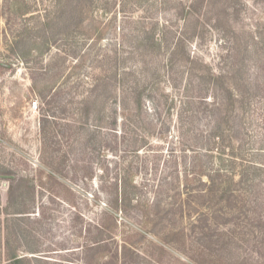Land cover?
I'll return each instance as SVG.
<instances>
[{
	"label": "rangeland",
	"instance_id": "1",
	"mask_svg": "<svg viewBox=\"0 0 264 264\" xmlns=\"http://www.w3.org/2000/svg\"><path fill=\"white\" fill-rule=\"evenodd\" d=\"M64 6L0 0L2 264L8 236L31 264H89L101 225L100 264L126 246L138 264H264V172L243 179L264 168V0Z\"/></svg>",
	"mask_w": 264,
	"mask_h": 264
},
{
	"label": "trees",
	"instance_id": "2",
	"mask_svg": "<svg viewBox=\"0 0 264 264\" xmlns=\"http://www.w3.org/2000/svg\"><path fill=\"white\" fill-rule=\"evenodd\" d=\"M71 2H72V0H64L65 6H67ZM222 79H223V77L221 76L220 80H222ZM218 80H219V78H218ZM139 91H140V89H139ZM226 92L228 93V99H229L230 102H232V105L240 104L245 109L251 103L252 94L249 92V89H246V87L243 88V87L238 86V92H236V93H233L232 88L226 89ZM131 96H132L133 101L136 102L137 107L139 105H141L142 91L138 92L137 89L132 90ZM250 171H254L255 175L257 176V175H260L261 172H264V168L256 166V165H251L250 167H248L245 170V172L243 174V179H246L247 181H249L248 176L250 174ZM218 178L222 179V174L221 173H219ZM230 180H231V177L226 176V182H228L230 185H233ZM211 186H213V188H212V190L210 192L213 193V194L216 193L217 188H219V189L221 188L218 193L221 196V198H227V201L232 202L231 198H233V197L234 198H238V197L241 196V194L240 195L236 194V192H234L230 188L222 187V183L216 184V181H215V182H213V185L211 184ZM155 207H156V210H157V214H161L162 213V211L160 212V210H162L161 202H157ZM21 213H26V211L22 210ZM210 225L211 224L209 222V219L204 220L203 225L200 227L201 233H202V231L204 232L205 230L206 231L209 230L208 227ZM97 230L99 232V234H98L99 237L97 236L96 238H94L91 241V246L88 248L91 251H95V252H93V255H92L93 258H90L89 261L87 260V263H89V264H92V261L95 264H100L98 262L97 263L94 262V261H96V256L105 254L104 253L105 250H102L103 249V245H105V241L107 240V239L104 238L105 229L101 225V226L97 227ZM1 232H2V228H1V225H0V264H2V257H3V255H2L3 246H2ZM208 235L207 236L205 235L204 237H208ZM10 238H11V236L7 237L6 248H5V253H6V256H7V258H6L7 263L8 264H31L32 261L30 259H28L27 257H21L17 253L16 249L12 246V244L10 242ZM14 242H15V240H13V243ZM125 249H126L125 250V252H126L127 249H129V248H127V246H126ZM125 252L123 254H121L120 258L118 257V254H116V260H117L116 263L117 264H138L137 262H131V261L127 260V258L125 256L126 255ZM29 253L34 255V254H37L38 251L35 250V249H29ZM94 258H95V260H94ZM34 259H36V258H34ZM104 264H106V262Z\"/></svg>",
	"mask_w": 264,
	"mask_h": 264
}]
</instances>
